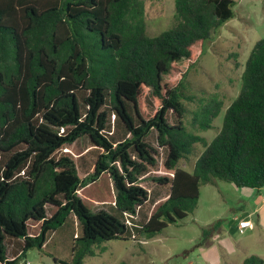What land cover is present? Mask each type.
I'll return each instance as SVG.
<instances>
[{
    "label": "trees",
    "instance_id": "trees-1",
    "mask_svg": "<svg viewBox=\"0 0 264 264\" xmlns=\"http://www.w3.org/2000/svg\"><path fill=\"white\" fill-rule=\"evenodd\" d=\"M234 5L175 0V23L150 36L141 0H0V264H18L71 215L80 233L73 235L71 259L56 264H83L101 241L135 232L142 240L153 237L194 209L200 184L219 179L264 186V37L250 50L238 94L212 140L183 123L182 89L198 61L195 48L203 52L233 17ZM180 60L186 68L178 74ZM145 89L156 104L153 114L144 109ZM220 108V101L204 106L198 127L210 128ZM168 111L175 124L167 122ZM111 114L122 123V139L109 137ZM151 129L167 149L166 174L154 180L169 185V192L149 214L141 213L140 224L131 218L130 227L125 213L136 215L148 199L139 180L157 166L156 149L145 139ZM84 135L102 152L81 177L74 156L61 150ZM197 142L203 150L192 169L178 167ZM105 174L109 196L94 198L110 200V208L91 209L93 202L79 191ZM32 223H38L36 232ZM16 239L22 250L9 259L6 242ZM262 263L257 256L244 259Z\"/></svg>",
    "mask_w": 264,
    "mask_h": 264
},
{
    "label": "rangeland",
    "instance_id": "rangeland-1",
    "mask_svg": "<svg viewBox=\"0 0 264 264\" xmlns=\"http://www.w3.org/2000/svg\"><path fill=\"white\" fill-rule=\"evenodd\" d=\"M141 1L148 35H156L175 23V0ZM234 1L233 17L212 34V39L203 47L201 54L199 48H195L193 55L198 54V61L188 71L182 89L186 109L183 123L187 131L202 135L207 142L220 129L226 107L238 94L241 73L250 50L258 39L264 37V0ZM177 66L179 74L185 70L186 62L180 60ZM142 95L145 111L153 114L156 104L148 90L145 89ZM216 101L221 102L220 112L213 118L210 128L200 129L197 121L200 110ZM79 103L83 111V102L80 100ZM166 117L169 124L176 123L172 111H168ZM110 120L109 137L111 140L122 139L125 134L122 123L114 120L113 114ZM145 139L156 149L157 166L139 180L148 191V199L136 214L139 224L143 218L141 213L149 214L153 203L165 199L169 192V185L154 180L166 174L163 161L167 149L158 146L155 129H151ZM66 150L74 156L81 177L92 171L97 155L102 152V149L91 145L85 135L61 151ZM202 150L201 143H194L190 153L180 159L177 166L191 170ZM110 186L105 174L79 193L86 203L90 200L93 202L91 209H109L110 200H97L94 197L109 196ZM112 190L111 187V193ZM247 219L252 225L240 229L239 221ZM215 222L218 224L211 226ZM31 227L35 230L32 232H36L38 223H32ZM206 229L207 233L203 234ZM74 233L79 234L80 227L71 215L58 229L50 232L44 246L28 248L18 264H56L58 260H70ZM6 243L9 259L22 250L23 242L20 239ZM92 252L84 257L83 264H244V259L249 256L262 258L264 264V186L238 187L219 179L200 184L196 205L184 218L168 223L151 238L142 240L135 232L134 237L125 235L96 243L92 246Z\"/></svg>",
    "mask_w": 264,
    "mask_h": 264
},
{
    "label": "built area",
    "instance_id": "built-area-1",
    "mask_svg": "<svg viewBox=\"0 0 264 264\" xmlns=\"http://www.w3.org/2000/svg\"><path fill=\"white\" fill-rule=\"evenodd\" d=\"M131 218H136V215L125 213V223H126V225H128L130 227L135 225ZM251 225H252V223L248 219L247 220H240L238 223V227L240 229H244V228L249 227Z\"/></svg>",
    "mask_w": 264,
    "mask_h": 264
}]
</instances>
